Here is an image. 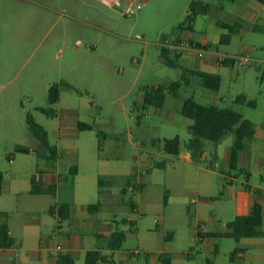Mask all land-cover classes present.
<instances>
[{
  "label": "rangeland",
  "instance_id": "rangeland-1",
  "mask_svg": "<svg viewBox=\"0 0 264 264\" xmlns=\"http://www.w3.org/2000/svg\"><path fill=\"white\" fill-rule=\"evenodd\" d=\"M133 17L98 3L91 6L89 0H0V147L14 140L32 139L26 121L28 112L48 129L50 141L56 143L57 116L37 107L56 111L58 105L50 102L49 89L55 83L68 82L74 88L61 87L62 105L77 108L96 127L82 131L80 140L71 139L63 144L100 145L112 151L129 149L130 162L140 166L143 188L131 190L128 195L140 205L137 229H126L117 262L120 263V255L139 249L140 255L130 256L127 263L146 264V246L154 256L160 251L170 253L175 264H208V259L213 264H247L235 257L236 239L201 240L202 236L197 234L199 227L193 221V210L198 206L200 215L207 219L201 230H227L223 222L234 219L237 211L226 195V179L214 174L218 186L213 199H201L187 192V168L162 145H154L153 140L178 134L185 146L191 134L184 121L193 122L181 113L188 97L201 104L232 108L255 122H263L264 35L252 41L251 35L235 34L229 45L214 41L213 47L220 56H237L233 65L220 66L222 83L218 91L196 82L184 83L176 95H167L163 107L143 108L145 88L168 86L193 64L185 55L181 59L168 56L177 65L168 64L156 36L140 39L130 34ZM203 24L200 18L195 28L200 30ZM147 28L154 32V27ZM112 30L119 31L121 37L112 34ZM246 46L250 48L249 62L238 58L246 54ZM239 94L246 95L255 105L237 103ZM5 109L8 113L1 116ZM98 129L105 135H99ZM145 159L149 163L141 164ZM159 162L165 166H156ZM239 178L245 180L243 174ZM249 181L263 182L256 170ZM123 185L124 181L118 180L113 190L119 191ZM193 198H199V202L193 204ZM119 212L124 214L123 210ZM213 212L216 220H211ZM262 231L264 235V224ZM167 233L172 236L165 239ZM210 245L217 246L216 253L210 252ZM195 251L193 256L188 255Z\"/></svg>",
  "mask_w": 264,
  "mask_h": 264
},
{
  "label": "crops",
  "instance_id": "crops-1",
  "mask_svg": "<svg viewBox=\"0 0 264 264\" xmlns=\"http://www.w3.org/2000/svg\"><path fill=\"white\" fill-rule=\"evenodd\" d=\"M191 1L120 0L119 3H113L89 0V5L98 3L124 15L123 11L130 3H140L141 8L129 16H134L130 34L140 39L153 34L171 59H181L184 55L191 58L193 66L184 69L220 75L221 65H233L235 61L221 60L219 52L213 47L214 41L219 40L229 45L235 34L242 37L251 35L252 41H256L258 35H264V2L260 0H202L211 3L213 9L209 13L199 14L190 29L181 27V23L188 15ZM200 18L204 24L202 29L197 30L195 27ZM229 26L233 28L230 29ZM147 27H154V32ZM112 34L120 37L122 35L115 30H112ZM166 40L185 45L196 41L207 47L208 52L204 57L198 56L192 49L176 53L163 46ZM251 45L256 47L254 42ZM245 51L249 53L250 48L246 46ZM188 78V84L196 82L202 85L198 75L190 74ZM145 90L146 88L143 90V103ZM57 105L56 111H53L58 120V136L54 138L56 143L50 141V133L45 127L53 151L46 149L33 135L29 142L14 140L0 147V170L3 172L0 225L7 221L9 233L14 240L12 246L0 247V264H59L62 255L73 259L74 264H85L86 254L90 250H99L107 258L99 264H128L127 259L132 255H140L141 251L136 249L120 255L118 263L115 258L121 248H110V236L115 230L126 233V229L132 230L137 225L140 205L128 198V195L131 190L143 188L140 166L130 162L132 155L129 149L112 151L100 145L79 146L70 142L64 145V141L80 140L82 131L92 130L80 129V122L92 123L83 118L77 108L62 105L61 98ZM7 113L8 110L5 109L1 116ZM184 123L189 128L193 122L186 120ZM253 124L254 136L245 139V147L239 153L237 170L231 169L230 165L231 148L235 141L233 132L227 134L217 146L206 141L200 163L194 162L191 152L182 144L177 158L188 170L187 192L196 194L201 199L217 197L213 192L218 186L214 174H219L226 179V195L234 202L233 207L237 211L235 217L250 214L254 204L260 203L263 207L264 224V121H253ZM100 135L105 134L102 132ZM17 146L29 150L15 151ZM203 162L207 165L204 166ZM144 163L148 164L149 160H141V164ZM253 170L261 176L262 183H250L249 177ZM240 174L244 175L245 180L239 178ZM32 179H35L40 192L33 191ZM118 180L124 181L125 185L119 191H114L113 187ZM165 194L167 202L164 203L167 204L169 195L168 192ZM192 202L196 204L199 198H193ZM95 203H99V206L90 210L89 205ZM119 210L124 211L122 216ZM193 211V221L199 227L197 234L202 236L201 240L204 237L206 240L226 237L215 234L228 231L227 223L231 220L223 222L226 231L207 232L201 230L207 219L200 215L198 206ZM5 213L8 214L7 217ZM211 220H216V212L212 213ZM156 223H160L159 219H156ZM171 236L172 233H167L165 239ZM237 244L235 257L243 259L247 264L264 263V235L243 237L237 240ZM58 245L61 246L60 250L57 249ZM144 247L146 264H164L162 254L168 252L160 251L154 256L148 247ZM209 250L216 253L217 246L210 245ZM196 253L197 251L188 255L193 256ZM168 255L171 259L170 253ZM211 263L213 264L212 261ZM171 264H175L172 259Z\"/></svg>",
  "mask_w": 264,
  "mask_h": 264
},
{
  "label": "trees",
  "instance_id": "trees-1",
  "mask_svg": "<svg viewBox=\"0 0 264 264\" xmlns=\"http://www.w3.org/2000/svg\"><path fill=\"white\" fill-rule=\"evenodd\" d=\"M264 2V0H260ZM213 9V5L202 0H192L189 5V12L185 20L181 23V27L192 28L199 14L209 13ZM232 29V26H229ZM165 61L168 64L177 65L175 61H171L166 51L163 49ZM167 56V57H166ZM196 74L200 77L201 83L204 87L219 90L222 78L219 74L208 73L204 71H197L191 69H183L181 78L171 82L168 86L158 85L147 87L145 90L143 107L155 106L163 107L168 94L176 95L180 87L184 83L189 82V75ZM74 88L68 82H61L53 84L49 89V100L51 103H56L60 99L61 87ZM237 103H247L249 106H254L255 102L247 100L246 95L239 94L235 100ZM38 110L52 115V108L37 107ZM181 113L193 120L189 126L191 136L185 142V148L192 154L194 162L200 163L205 151L206 141H210L214 146L226 137L227 134L233 132L235 134V141L231 148L230 165L231 169H238L239 153L245 147V139L253 137L255 133L253 121L245 117L240 111L224 107L220 108L215 105L201 104L193 97L186 98L181 107ZM27 126L31 134L36 137L42 145L53 151L48 138V132L44 126L38 123L31 112L27 113ZM80 129H95L94 124L79 123ZM98 134L102 131L98 130ZM153 144L162 145L163 149L171 155L178 156L181 150V139L179 135L171 138H164L163 140H153ZM28 148L17 146L15 151L28 152ZM158 167L165 166L164 162L155 164ZM3 172L0 170V194L2 192ZM33 180V191L40 192L36 186L35 179ZM101 181V180H100ZM51 191H53L51 189ZM164 202H167V195L165 194ZM67 206V205H66ZM99 206V203L89 205V209L93 210ZM7 217L8 214L5 213ZM263 207L260 203H255L252 212L247 215H238L233 220L227 223L228 231L225 233L215 234L216 236H226L239 240L243 237H257L263 235ZM126 233L124 231L115 230L110 236V248L119 249L125 240ZM14 243L13 238L9 233V226L7 221L0 225V247H10ZM107 258L101 254L99 250H90L86 254L85 264H99L101 261H106ZM162 261L164 264H171V259L168 253L162 254ZM59 264H74V260L68 256H60ZM209 264H212L209 260Z\"/></svg>",
  "mask_w": 264,
  "mask_h": 264
},
{
  "label": "built area",
  "instance_id": "built-area-1",
  "mask_svg": "<svg viewBox=\"0 0 264 264\" xmlns=\"http://www.w3.org/2000/svg\"><path fill=\"white\" fill-rule=\"evenodd\" d=\"M107 1L108 2L112 1L113 3H119L120 0H106V2ZM140 8H141V4L140 3L139 4H135V5L133 3H130L124 9L123 14L127 15V16H130V15L135 13ZM163 46L165 48H170L171 50L175 51L176 53H179V52L183 51L184 49H192V50H195L197 52L198 56H200V57H204L206 55V53L208 52L207 47H204L203 45H200L196 41H193L190 44L185 45V44H183L181 42L173 43V42H170V41L166 40V41L163 42ZM235 58H237V56H221L220 59L221 60L232 59V60L235 61L236 60ZM238 58L242 59V61H244V62H249L251 60V56L249 55V53L241 55ZM57 249L60 250L61 246L58 245Z\"/></svg>",
  "mask_w": 264,
  "mask_h": 264
}]
</instances>
